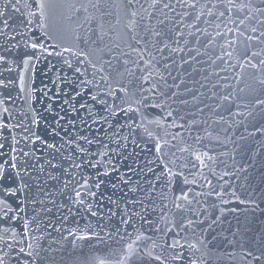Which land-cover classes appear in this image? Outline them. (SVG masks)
Masks as SVG:
<instances>
[{"label":"snow or ice","instance_id":"1","mask_svg":"<svg viewBox=\"0 0 264 264\" xmlns=\"http://www.w3.org/2000/svg\"><path fill=\"white\" fill-rule=\"evenodd\" d=\"M33 26L41 38L29 35ZM76 29V50L61 47ZM200 48L215 69V107L165 78ZM45 55L61 68L41 70ZM29 73L55 91L36 89ZM229 74L244 87L229 91ZM13 91L23 101L15 112ZM237 100L246 113L233 111ZM190 103L194 111L176 110ZM261 152L264 0H0V264H63L41 243L48 229L61 231L47 219L53 207L111 222L107 233L101 223L62 236L73 246L96 239L88 264H264V164L250 171ZM226 196L238 206L225 207Z\"/></svg>","mask_w":264,"mask_h":264},{"label":"water","instance_id":"2","mask_svg":"<svg viewBox=\"0 0 264 264\" xmlns=\"http://www.w3.org/2000/svg\"><path fill=\"white\" fill-rule=\"evenodd\" d=\"M30 18V17H29ZM19 22V20H17V23ZM94 26V25H93ZM71 27L75 28V25H71ZM80 33L79 29H76V31L69 36L68 39H66L62 44L61 47H73V50L75 51V45L77 44V40H76V35ZM29 35L33 38V39H39L41 38V30L36 28V27H32V33H29ZM46 46H49L50 48V41H45ZM122 47H124V45H121ZM79 47L80 48H85V45L83 44L82 40L79 41ZM133 47H135V45L133 44ZM59 50V49H57ZM125 51H127V48H124ZM201 55H197L196 51H192L191 55L193 57H195L194 60H192L188 65H180V55L184 56V59H188V54H187V50H185L184 53H180L178 55H174L173 59L176 60L177 65H180L179 70L177 69H173L171 71V75H167L165 74V78L167 79L168 83H172L173 78H178L179 80H183L186 84V86L188 88L193 89V91H199L200 93H202V95L199 97V99L203 100L204 104H209L212 105V107H215V103H219V101H216L215 103L213 102V100L209 99L211 92H209L207 89H211L212 85L216 83V77L214 75H210L211 73H213L215 71V69L213 67H210V61L208 60V57L206 55H204V49L200 48L199 49ZM167 55V54H165ZM64 58L65 59H71V56L68 53L64 54ZM107 58V57H105ZM199 61V62H197ZM51 62L54 63L56 65L57 68H61L62 66V62H61V58L59 57H48V56H42L40 63L38 64V67L43 70L47 64ZM169 63H171L170 61H168ZM237 74H239V69L236 70ZM63 74L68 75L70 78L72 76L71 72H65ZM29 76H32L34 79V87L38 90L43 89L45 85H47V88L51 91H55V89L52 87V84L48 81V80H44V83H41V80L43 79L42 76L38 75V74H33V73H29ZM53 75H55V73H53ZM220 75H224V73H220ZM230 75V81H224L223 83H229L231 84V88H229L228 90L231 91L232 89H236V88H243L244 85L243 84H239L237 82L236 79L231 78V74ZM205 76H208V81H206L204 79ZM58 83V82H57ZM201 84H206L207 88H201L200 85ZM181 93H183V96L185 99H188L191 101V97L187 94L184 93V89L183 87L180 89ZM12 95L14 97L15 103L14 104H10L9 107L12 108L13 112L16 111V109H19L22 107L23 105V101L17 97L16 95V91L12 92ZM34 96L37 95V93H33ZM246 102L237 100L236 104H234L233 107V111H240L242 113H246L249 109H246L244 107V104ZM31 104L33 107H35L37 110H40L42 107H47V101L46 100H37V99H33L31 101ZM237 105H239V107H237ZM200 107H202L203 105H199ZM177 111H180L181 115H183L185 112H189V111H194V109L192 108L191 103L187 106H183V110H181V108L177 107L176 109ZM218 113L220 115H223L226 119H231V117H229L228 113L224 111V108L221 107L220 109L217 110ZM63 114V113H61ZM41 116L46 117L47 119H51L52 117V113H45L43 111H41ZM218 118V117H216ZM236 119H246L245 116H238L236 117ZM43 127H46V124L42 125V129ZM251 130V129H249ZM74 131V130H72ZM240 131H243V126H241ZM63 135V133H62ZM237 135H239V132L237 133ZM51 142V141H50ZM254 147H258V145H254ZM37 148H39V145H37ZM95 150V149H93ZM240 157H237V159H239ZM245 159H247V157H245ZM249 163H252V161H249ZM264 164V152L258 153L257 154V159L254 163L253 168L250 171L256 172L260 170V166ZM101 171L103 170L102 168L100 169ZM82 174L86 177L89 178H95V171L91 170V169H84ZM226 179H234V177L232 178H228L226 177ZM107 183V181H106ZM119 195V193H117ZM225 199L229 200V203L227 205H224L225 207L228 208H232V207H237V203L232 200V198L230 196H226ZM57 200V204H59L61 202V198L58 196L56 197ZM101 203H103L105 206L102 209L103 213H107L108 208L110 207L107 204V201H101ZM264 206V205H262ZM239 207H243L242 205ZM93 210L96 211L97 208L94 206ZM64 215H68L69 219L68 221H62V216ZM236 218L237 216L235 214L233 215H229L227 217L226 220V224L225 227L228 224H235L236 223ZM48 221L51 222L53 225H55L57 228H60L61 231H56L54 228L53 229H48V231L51 233L50 236H48L47 239L43 240L41 243L47 247L49 244H52L53 248H58L59 250L55 253L56 259L58 262L63 261V264H88V257L90 255L89 249L92 247H97L99 246L97 244V241L95 238L91 239V240H86V241H77L76 245L73 246L72 244V240L74 239L73 237H68L67 240L62 239L63 237H67V231H76V235L80 236V235H91L92 232H95L99 225L101 223L103 224H107L108 227H105L104 229V233H107L109 231V228L111 227V222L107 220V218L105 216H101L98 214L97 217H92L91 214L84 210V209H80L78 207H73L72 208V214L69 215L67 208L65 209H61L59 212L56 210L55 207L52 208V214L51 216H49ZM118 219V217L116 218ZM239 219L243 220V215L239 216ZM91 225V230H89L88 226ZM126 227V226H124ZM128 232H131L132 229L131 228H127ZM119 240V236L115 237V239L113 241H108L109 244L113 245L114 247H118V245L116 244V241ZM53 241H58L59 244H54ZM21 264H24L23 259L21 261Z\"/></svg>","mask_w":264,"mask_h":264}]
</instances>
